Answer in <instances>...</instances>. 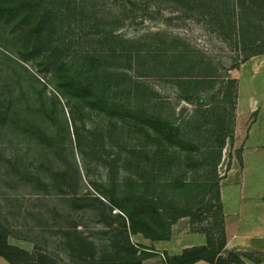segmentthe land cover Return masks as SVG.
I'll list each match as a JSON object with an SVG mask.
<instances>
[{
	"label": "rangeland",
	"instance_id": "374dc122",
	"mask_svg": "<svg viewBox=\"0 0 264 264\" xmlns=\"http://www.w3.org/2000/svg\"><path fill=\"white\" fill-rule=\"evenodd\" d=\"M224 1L0 0V231L10 245L48 264H121L108 261L116 215L141 208L151 238L187 213L221 243L205 185L241 170L251 98L264 91V54L239 63L240 46L215 31ZM199 60L216 68L213 82L182 81ZM236 87L235 108L221 102ZM261 166L248 182L263 184Z\"/></svg>",
	"mask_w": 264,
	"mask_h": 264
},
{
	"label": "crops",
	"instance_id": "0c3cea01",
	"mask_svg": "<svg viewBox=\"0 0 264 264\" xmlns=\"http://www.w3.org/2000/svg\"><path fill=\"white\" fill-rule=\"evenodd\" d=\"M252 97L254 103L250 105L258 113L251 121L248 132L240 137L238 161L242 168L237 169L233 164L228 174L220 173L219 193L223 213L221 246L214 250L216 234L212 228L201 227V223L181 217L171 224L164 238L152 239L141 233L130 235L141 264H168L171 257L181 256L184 251L194 248H204V255L193 264H264V180L261 185L259 181H247L248 174L254 178L263 167L261 163H264V91ZM238 103L241 104V96ZM253 126L255 134L251 133ZM260 129L263 131L261 138L258 137ZM251 135L252 138L255 136L253 142ZM222 162L223 158L220 165ZM212 250L214 253L211 254Z\"/></svg>",
	"mask_w": 264,
	"mask_h": 264
},
{
	"label": "trees",
	"instance_id": "16d2710c",
	"mask_svg": "<svg viewBox=\"0 0 264 264\" xmlns=\"http://www.w3.org/2000/svg\"><path fill=\"white\" fill-rule=\"evenodd\" d=\"M253 2L254 0H251L248 5H240L238 1L225 0L222 9L223 22L216 23L215 25V27L217 26V29H215V31L223 40L229 41V43H231L232 41L233 43H235L236 47L240 46L242 58L240 59L239 63H244L253 56L264 54V23H245V21H254V19L259 16L264 18V0H257V3L255 4H253ZM195 4L196 6L201 8L203 12L206 10H210V5L206 3L199 4L198 2H195ZM183 70L185 71L178 75L182 81L187 80L185 82H194L198 84H211L213 82V76L217 72L216 68L208 64L205 60H199L195 65L188 66ZM101 80L102 78H100V81ZM223 83L225 84V86H229L231 85V83H233V79L227 78ZM237 92L238 89L236 87L235 91L233 92V96L229 91L226 94L227 96H224L222 98L221 102H225L231 106H234L235 108L238 98ZM197 98L205 101L204 97L202 96H199ZM39 128L42 130V132L44 131L43 126ZM39 128L38 126L35 127V131ZM227 132L228 133L224 136V140H226L228 135L232 133L231 130H228ZM74 137L77 148H81L83 146V143L79 139L80 133L78 129H76V131L74 132ZM221 160L222 154L220 153L219 159L216 162V172L218 171L217 168L220 165ZM8 161L10 162V160ZM31 174L32 178L40 181V177L37 175V173L32 172ZM205 186V190L207 189V191H205L204 194L206 195H210L212 190H214L213 197L217 202V213L220 216V225L217 233L221 235V243H219L218 246L214 248V250H216L222 244L223 235V213L221 209V200L219 193V180L216 181L213 187H211L210 184ZM196 188L198 189V187ZM73 202L75 203V205H77V207L84 206L83 203H81L80 198L77 196L75 197V200H73ZM151 204H155V202H152ZM141 214H146L144 213L142 208L140 210H135L134 212L128 211V213L126 214L122 211L117 213L116 218L118 220L117 223L119 227L115 228L116 232H114L113 234V246H115L117 249L113 252L108 253V261L120 260L123 262L121 264H141L140 258L137 256V248L130 239V235L136 233H141L145 237H150L146 235V233L144 232V228L142 227V225H140L142 224V219L140 216ZM154 214L155 216H159V214ZM181 217H189L191 220H193L187 213L179 214L171 219L169 223L164 226L165 229L160 233L158 232V235L152 237V239L164 238L169 233L171 224ZM8 235L9 233L2 228V230L0 231V256L10 264H48V262L46 261L47 258L46 256H44L42 251L37 250L38 252L34 254L25 249L10 245L7 242ZM214 250L210 251V253H214ZM203 251L204 248H194L191 250H186L181 256L171 257L168 264H193V262L199 256L204 255ZM35 255H37V257Z\"/></svg>",
	"mask_w": 264,
	"mask_h": 264
}]
</instances>
